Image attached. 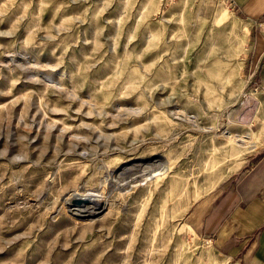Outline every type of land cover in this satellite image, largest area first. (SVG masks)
<instances>
[{
	"label": "rangeland",
	"instance_id": "rangeland-1",
	"mask_svg": "<svg viewBox=\"0 0 264 264\" xmlns=\"http://www.w3.org/2000/svg\"><path fill=\"white\" fill-rule=\"evenodd\" d=\"M246 31L225 0H0V264H236L184 218L261 147Z\"/></svg>",
	"mask_w": 264,
	"mask_h": 264
},
{
	"label": "crops",
	"instance_id": "crops-1",
	"mask_svg": "<svg viewBox=\"0 0 264 264\" xmlns=\"http://www.w3.org/2000/svg\"><path fill=\"white\" fill-rule=\"evenodd\" d=\"M225 3L247 30L241 68L264 85V0ZM256 127L261 129L258 123ZM260 146L237 172L196 201L184 218L193 233L210 237L219 253L236 264H264V136Z\"/></svg>",
	"mask_w": 264,
	"mask_h": 264
},
{
	"label": "bare ground",
	"instance_id": "bare-ground-1",
	"mask_svg": "<svg viewBox=\"0 0 264 264\" xmlns=\"http://www.w3.org/2000/svg\"><path fill=\"white\" fill-rule=\"evenodd\" d=\"M156 176L157 175L149 176L150 178H148L147 180H151ZM73 198L75 202L74 205L78 207L77 209H75L78 215L95 214L93 210H99L102 206L106 207L107 204L106 200L103 197L91 192H87L86 194L74 193Z\"/></svg>",
	"mask_w": 264,
	"mask_h": 264
}]
</instances>
